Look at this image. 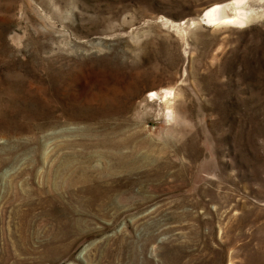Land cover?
I'll return each mask as SVG.
<instances>
[{"label":"rangeland","instance_id":"374dc122","mask_svg":"<svg viewBox=\"0 0 264 264\" xmlns=\"http://www.w3.org/2000/svg\"><path fill=\"white\" fill-rule=\"evenodd\" d=\"M230 1L0 0V264H264V0Z\"/></svg>","mask_w":264,"mask_h":264},{"label":"bare ground","instance_id":"6f19581e","mask_svg":"<svg viewBox=\"0 0 264 264\" xmlns=\"http://www.w3.org/2000/svg\"><path fill=\"white\" fill-rule=\"evenodd\" d=\"M248 1L232 0L226 3L214 4L205 12V19L214 24L234 23L244 25L258 13L256 9L252 8L250 3L247 4ZM154 94L159 95V92L154 91Z\"/></svg>","mask_w":264,"mask_h":264}]
</instances>
